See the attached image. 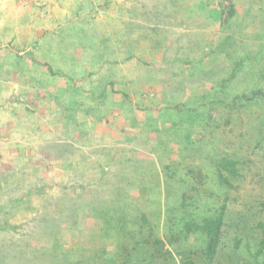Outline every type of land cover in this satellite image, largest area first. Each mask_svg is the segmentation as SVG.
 <instances>
[{
    "label": "rangeland",
    "instance_id": "rangeland-1",
    "mask_svg": "<svg viewBox=\"0 0 264 264\" xmlns=\"http://www.w3.org/2000/svg\"><path fill=\"white\" fill-rule=\"evenodd\" d=\"M0 264H264V0H0Z\"/></svg>",
    "mask_w": 264,
    "mask_h": 264
},
{
    "label": "trees",
    "instance_id": "trees-1",
    "mask_svg": "<svg viewBox=\"0 0 264 264\" xmlns=\"http://www.w3.org/2000/svg\"><path fill=\"white\" fill-rule=\"evenodd\" d=\"M222 222L220 219L214 222H208L207 226H205L207 229V249L210 253V255H213L216 247H217V241L220 236V229H221Z\"/></svg>",
    "mask_w": 264,
    "mask_h": 264
}]
</instances>
